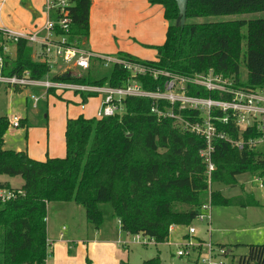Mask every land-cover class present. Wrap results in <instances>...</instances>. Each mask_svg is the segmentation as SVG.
Here are the masks:
<instances>
[{
  "label": "trees",
  "instance_id": "1",
  "mask_svg": "<svg viewBox=\"0 0 264 264\" xmlns=\"http://www.w3.org/2000/svg\"><path fill=\"white\" fill-rule=\"evenodd\" d=\"M160 5L167 22L165 42L154 46L156 60H142L119 52L118 57L150 65L157 69L189 75L208 72L233 80L235 87L248 90L264 89V18L210 21L212 16H227L264 11V0H188L185 24H181L175 0H147ZM92 0H75L72 7V39L84 48L89 40V17ZM198 19H203L199 22ZM247 28L246 36L243 28ZM243 40L247 53L244 62L248 79L240 76ZM14 55L2 53L5 76H23L43 80L51 74L46 63L34 59L33 46L26 41L14 45ZM94 64V65H93ZM101 61L93 59L87 70L54 74L57 82L88 86L122 87L130 73L113 65L108 78L98 79ZM71 70V69H70ZM142 87L155 91L165 79L139 76ZM55 94L50 89L47 94ZM87 103L95 93L77 92ZM192 95L219 98L217 93L195 87ZM154 100L128 97L124 111L115 116L87 118L83 114L68 118L65 127L66 155L36 160L25 152L4 147L9 128L8 116L0 117V175L21 177L24 196L0 204V264H44L47 257V209L51 202H74L85 209L87 221L99 229L104 222L101 203H110L128 235H142L163 243L172 225L189 226L195 222L202 204L211 195L212 205L242 207L260 205L255 198L232 199L218 190L209 191L207 167L200 157L204 139L181 131L172 119L158 121L152 114ZM195 120L199 112L182 111ZM216 115L222 113L216 112ZM21 126L24 125V120ZM234 140L258 138L256 128L242 133L232 121L218 123ZM213 185L237 186L239 175L250 173L264 177V152L257 147L240 150L228 141L215 143ZM0 188H13L0 181ZM227 248L226 245H220ZM228 249V248H227ZM230 253V249H228ZM238 264H264V244L250 245L249 253ZM146 264H159V259Z\"/></svg>",
  "mask_w": 264,
  "mask_h": 264
},
{
  "label": "rangeland",
  "instance_id": "2",
  "mask_svg": "<svg viewBox=\"0 0 264 264\" xmlns=\"http://www.w3.org/2000/svg\"><path fill=\"white\" fill-rule=\"evenodd\" d=\"M28 1L0 0L1 17L6 21L14 20L18 24L20 21H26L21 18V13L22 9L27 8ZM30 1L34 2V0ZM43 1L36 0L38 5L42 3V12H39L40 17H43ZM118 8H120V13ZM126 8V4L117 0L116 6L111 8L112 15L107 28L103 30L92 28L91 43L94 50L102 52L98 46L108 48L114 45L113 35H117L114 29L118 24V18ZM36 13L39 14L37 11ZM260 18H264V11L212 16L208 20L242 19L250 21ZM140 21L137 26L139 34L136 33V36L143 39H138L140 42L145 43L142 44L137 41L135 51L140 58L151 60L156 56V49L152 45L161 44L165 39L167 23L163 17L162 7L156 5L145 8V16ZM198 21L203 22L204 20L198 19ZM43 23L42 20V24H38V29L42 27ZM118 29H121L119 25ZM246 33L247 28L244 27L243 35L246 36ZM118 36L120 38V35ZM12 47L13 45L11 49ZM246 53V40H243V59L240 70L243 82L248 79V69L244 62ZM112 69L113 65L99 67L96 77L98 79L108 78ZM69 71L80 72L77 69H69ZM47 92V89L41 86L14 88L0 84V117L8 116L9 121V128L4 136L6 149L25 152L30 157L39 160H45L48 156L57 157V154L65 156V121L66 118H72L78 114L80 109L78 104L82 103V98L75 95L74 91L69 90L58 91L48 95V97ZM35 97L39 98L36 105L34 104ZM85 114L88 115V113ZM14 115L20 117V122L24 120L23 126L19 128L10 126L11 117ZM257 149L264 152V142L258 144ZM237 179V186L215 184L212 191L218 190L222 196L232 199H245L253 196L260 205L249 207L212 205L210 228L206 222L195 221L193 223L198 236L209 239L208 234L210 232L213 244L216 246L226 245L230 249V254L226 258L228 264H237L241 256L247 255L250 244H264V177L245 173L239 175ZM5 180L13 188H21L23 184L21 177L0 175V181ZM100 209L104 215V222L99 229H96L93 224L87 221L85 209L82 206L74 202L49 203L47 209L48 236L51 239L52 250L44 264H53V260L56 259L60 260L58 264H146L147 261L156 259H159V264H194L189 259L179 258L175 253V248L168 246L166 241L154 245H145L139 242L136 236L121 232L119 220L114 215L110 203H101ZM186 227L178 226L179 232H185ZM207 228L210 230L208 234ZM60 237L64 238V242L59 245L57 243H59ZM0 261H2L1 255Z\"/></svg>",
  "mask_w": 264,
  "mask_h": 264
},
{
  "label": "built area",
  "instance_id": "3",
  "mask_svg": "<svg viewBox=\"0 0 264 264\" xmlns=\"http://www.w3.org/2000/svg\"><path fill=\"white\" fill-rule=\"evenodd\" d=\"M75 0H46L43 7L44 23L38 30L21 32L0 21V48L2 53L10 54V46L21 41H26L33 46L35 60L46 63L51 74L43 80L33 79L26 71L23 76H5L0 74V84L9 87L22 88L28 86H41L47 91L69 90L102 95L103 99L98 109L96 118L115 116L124 111V101L128 97L149 98L154 100L151 112L158 121L172 119L181 131H187L204 139L205 146L199 152L200 157L207 167L209 191H212L211 176L216 166L213 161L215 143L225 140L232 146L242 150L246 146L257 147L264 142V89L248 90L235 87L233 80L225 78L222 74L215 73L212 69L203 73L183 75L150 65L122 59L118 56L103 55L84 48L77 40L72 39V7ZM38 48L37 50L35 48ZM93 59L101 61L103 67L118 64L130 73L127 84L122 87L88 86L57 82L52 79L54 74H64L69 69L87 70ZM4 64L3 55L0 54V69ZM139 76H150L155 81L164 78L162 87L155 91L145 90L138 80ZM200 87L209 93H217L219 98L211 96L192 95V88ZM94 97V96H92ZM91 98V97H89ZM39 101L34 98V104ZM85 103L82 104L84 108ZM182 111L199 112L195 120L182 115ZM222 115H216V112ZM235 123V127L242 133L247 129L256 128L260 132L258 138L245 141L242 137L237 140L228 136L226 131L219 128L218 123ZM20 117H11L10 126L19 128ZM21 188H0V204L24 196ZM212 220L211 195L206 203L202 204L195 221L206 222L208 226ZM176 226L169 228L166 240L168 246H173L179 258H186L194 264H228L226 258L230 254L228 249L213 244L210 238L203 239L197 235L193 224L187 230L172 235ZM210 228V226H209ZM139 242L145 245L157 244L153 239L142 235H135ZM47 257L50 256L52 243L47 239ZM48 263V262H47ZM238 264V263H237Z\"/></svg>",
  "mask_w": 264,
  "mask_h": 264
},
{
  "label": "crops",
  "instance_id": "4",
  "mask_svg": "<svg viewBox=\"0 0 264 264\" xmlns=\"http://www.w3.org/2000/svg\"><path fill=\"white\" fill-rule=\"evenodd\" d=\"M45 1L46 0L43 1L44 4H45ZM116 1L117 0H92V6H91V10H90V17H89V40L86 44V49L91 50L95 53H99V54H103V55H110V56H117V54L119 52H125V53H129L131 55H134V56H137L138 58H140L136 54V51H135L136 42L137 41L140 42V40L142 39L139 36H136L137 35L136 33H138L137 32V26L141 22L140 20L145 16V8H150V7L156 6V5H150L147 0H120L123 2V4H126L127 8H126V10H123V13L118 18V24L115 26L116 28L114 29V32L117 35H113L114 39H115L114 45L111 47H108V48H105L104 46H98L99 49L102 50V52H100L99 50H94L92 48V43H91L92 28L93 29L94 28L95 29H101V30H103L104 28H107L108 23L111 19V15H112L111 8L113 6H116ZM28 2L29 3H27V6H26L27 8L22 9V13H21L22 14L21 18L25 19L26 21H24V22L20 21V23L18 24L16 21L14 22V20L6 21L4 18L1 17V15H0V21L3 22L5 25L10 26L11 28H14V29L21 31V32H31V31L37 30L38 24H42V20L44 21V17L41 16L43 18L42 19L40 17V13H39V12H42V3H41V5H38L36 0H34V2L29 0ZM43 7H44V5H43ZM118 10L120 13V8H118ZM36 11L39 14H37ZM162 13H163V17H164L163 7H162ZM142 15H144V16L142 17ZM164 20H165V18H164ZM118 25H119V27H121V29H118ZM166 30H167V27L165 28V37H166ZM118 35H120V38ZM138 39H140V40H138ZM164 42H165V39L161 44H157L154 46L162 45ZM140 43L144 44L145 42H140ZM11 46H10V55H14V52H15L14 45H13L12 49H11ZM154 46L152 45V47H154ZM156 58H157V51H156L155 58L151 59V61L156 60ZM140 59H142V58H140ZM142 60H144V59H142ZM145 60H148V59H145ZM73 93H75V95H79L82 98V96L80 94H78L76 92H73ZM47 97H48V94H47ZM102 99H103L102 95H97V96L91 97L88 99V102H87V104H85L84 108L82 107L83 103L78 104L79 108H80L79 112L75 117H72V118H76L81 114H83L87 118L96 117L98 109L101 105ZM82 102H83V98H82ZM85 113H88V115H86ZM68 118H66V121H65L64 134H65V127H66V122H67ZM64 140H65V136H64ZM4 147H5V145H4ZM60 156H62V154H57V157H50V158H60ZM48 157H46V159ZM31 158H33V157H31ZM33 159H36V158H33ZM36 160H39V159H36ZM41 161H44V160H41ZM2 182H4V181H2ZM119 225H120V223H119ZM175 229H176V231L174 233L175 237L178 234L183 233V232H179L178 226H176ZM120 231H121V228H120ZM48 234H49V229H48V220H47V238L50 239V236H48ZM172 237H173V235H172ZM58 241H59V243H57V244L60 245L64 242V238L60 237L58 239ZM250 245H253V244H250ZM58 263H60L59 259H56L55 261L53 260V264H58Z\"/></svg>",
  "mask_w": 264,
  "mask_h": 264
},
{
  "label": "water",
  "instance_id": "5",
  "mask_svg": "<svg viewBox=\"0 0 264 264\" xmlns=\"http://www.w3.org/2000/svg\"><path fill=\"white\" fill-rule=\"evenodd\" d=\"M178 4L181 16V24H185L186 16H187V8H188V0H175Z\"/></svg>",
  "mask_w": 264,
  "mask_h": 264
},
{
  "label": "bare ground",
  "instance_id": "6",
  "mask_svg": "<svg viewBox=\"0 0 264 264\" xmlns=\"http://www.w3.org/2000/svg\"><path fill=\"white\" fill-rule=\"evenodd\" d=\"M94 65V64H93Z\"/></svg>",
  "mask_w": 264,
  "mask_h": 264
}]
</instances>
